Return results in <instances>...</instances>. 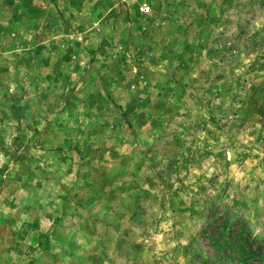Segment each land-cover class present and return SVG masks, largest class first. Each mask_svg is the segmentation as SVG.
Instances as JSON below:
<instances>
[{
    "label": "rangeland",
    "instance_id": "rangeland-1",
    "mask_svg": "<svg viewBox=\"0 0 264 264\" xmlns=\"http://www.w3.org/2000/svg\"><path fill=\"white\" fill-rule=\"evenodd\" d=\"M213 205L264 240V0H0V264H211Z\"/></svg>",
    "mask_w": 264,
    "mask_h": 264
},
{
    "label": "trees",
    "instance_id": "trees-1",
    "mask_svg": "<svg viewBox=\"0 0 264 264\" xmlns=\"http://www.w3.org/2000/svg\"><path fill=\"white\" fill-rule=\"evenodd\" d=\"M206 217L199 235L211 264H264V240L245 217L221 205L210 207Z\"/></svg>",
    "mask_w": 264,
    "mask_h": 264
},
{
    "label": "built area",
    "instance_id": "built-area-1",
    "mask_svg": "<svg viewBox=\"0 0 264 264\" xmlns=\"http://www.w3.org/2000/svg\"><path fill=\"white\" fill-rule=\"evenodd\" d=\"M147 10H149V8Z\"/></svg>",
    "mask_w": 264,
    "mask_h": 264
}]
</instances>
